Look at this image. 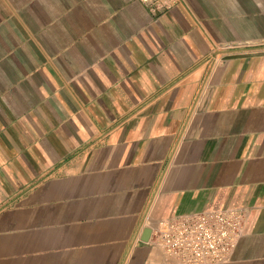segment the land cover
<instances>
[{"label": "crops", "instance_id": "0c3cea01", "mask_svg": "<svg viewBox=\"0 0 264 264\" xmlns=\"http://www.w3.org/2000/svg\"><path fill=\"white\" fill-rule=\"evenodd\" d=\"M0 0V264H177L145 229L247 212L264 264V0Z\"/></svg>", "mask_w": 264, "mask_h": 264}, {"label": "built area", "instance_id": "2783aa9c", "mask_svg": "<svg viewBox=\"0 0 264 264\" xmlns=\"http://www.w3.org/2000/svg\"><path fill=\"white\" fill-rule=\"evenodd\" d=\"M246 219L247 212L240 208L173 216L152 227L150 241L177 264L224 263L232 258Z\"/></svg>", "mask_w": 264, "mask_h": 264}, {"label": "water", "instance_id": "95a60500", "mask_svg": "<svg viewBox=\"0 0 264 264\" xmlns=\"http://www.w3.org/2000/svg\"><path fill=\"white\" fill-rule=\"evenodd\" d=\"M151 233H152L151 228L145 229V231L143 233V237H142L143 241H148L150 239Z\"/></svg>", "mask_w": 264, "mask_h": 264}]
</instances>
